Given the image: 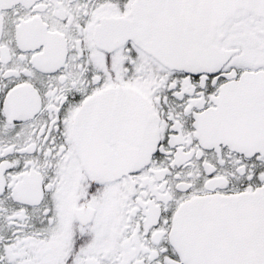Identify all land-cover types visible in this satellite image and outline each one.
Wrapping results in <instances>:
<instances>
[{"label": "snow or ice", "instance_id": "snow-or-ice-1", "mask_svg": "<svg viewBox=\"0 0 264 264\" xmlns=\"http://www.w3.org/2000/svg\"><path fill=\"white\" fill-rule=\"evenodd\" d=\"M0 264H264V0H0Z\"/></svg>", "mask_w": 264, "mask_h": 264}]
</instances>
